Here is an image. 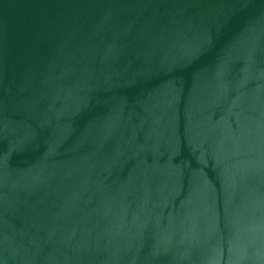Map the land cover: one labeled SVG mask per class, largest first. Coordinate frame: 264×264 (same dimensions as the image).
Instances as JSON below:
<instances>
[{
  "label": "water",
  "instance_id": "water-1",
  "mask_svg": "<svg viewBox=\"0 0 264 264\" xmlns=\"http://www.w3.org/2000/svg\"><path fill=\"white\" fill-rule=\"evenodd\" d=\"M0 264H264V0H0Z\"/></svg>",
  "mask_w": 264,
  "mask_h": 264
}]
</instances>
